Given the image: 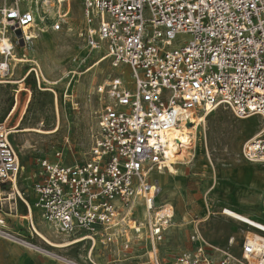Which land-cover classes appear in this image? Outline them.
Instances as JSON below:
<instances>
[{"label":"built area","instance_id":"1","mask_svg":"<svg viewBox=\"0 0 264 264\" xmlns=\"http://www.w3.org/2000/svg\"><path fill=\"white\" fill-rule=\"evenodd\" d=\"M65 1L0 0V80L23 63L24 80L31 74L40 90L51 91L40 88L42 76L28 51L38 33L61 30ZM81 6L85 47L102 52L100 59L117 70L95 91L104 103L88 158L68 165L57 152L56 162L39 160L34 201L18 196L30 232L0 229V239L42 255L33 241L42 240L34 231V208L56 234L89 240L90 251L96 240L105 247L120 244L122 253L143 242L145 264H168L159 245L172 215L151 214L158 186L149 181L166 168L167 133L218 109L241 120L257 116L259 135L246 141L241 155L264 165V0H81ZM10 134L0 123V210L9 198L2 195L16 191L20 173ZM140 205L148 215L142 237V225L132 219ZM261 207L264 214V192ZM190 241L193 248L176 253L169 264H264L261 233H247L236 253L208 244L197 231Z\"/></svg>","mask_w":264,"mask_h":264},{"label":"rangeland","instance_id":"2","mask_svg":"<svg viewBox=\"0 0 264 264\" xmlns=\"http://www.w3.org/2000/svg\"><path fill=\"white\" fill-rule=\"evenodd\" d=\"M56 9L51 8V13ZM61 10L68 11L61 30L38 33L28 51V58L36 63L43 78L44 85L41 78L40 88L52 92L40 90L31 74L24 80L28 66L23 63L16 62L12 74L0 80V123L11 131L9 139L20 164L17 190L27 200L38 178L39 160L56 162L57 152L62 153L60 162L68 165L81 164L88 158L97 112L104 103L95 91L117 73L108 60L100 59L102 52L91 53L85 47L80 35L83 28L81 0L65 1ZM43 15L48 16L44 12ZM21 54L17 49L16 59H21ZM128 78L126 74L125 79ZM18 90L20 92L16 93ZM261 126L260 117L241 120L224 109L200 117L191 141L195 148L175 160L177 164L172 165L175 175L170 173L171 165L166 164L163 171L149 176L152 184L159 183L151 214L168 206L172 215L159 245L160 256L166 263L169 264L176 253L190 248V236L196 231L208 244L234 253L247 233H257L222 215L225 209L264 224L261 207L264 165L249 163L241 155L246 141L253 138ZM8 193L10 191L2 197L7 199ZM1 210L14 215L25 213L18 196L6 202ZM147 216L144 206L135 207L132 219L142 225L138 237L144 235ZM38 226L51 244L63 245L71 240L43 224ZM127 234L135 236L130 231ZM33 241L42 250L73 264H145V258H141L143 242L133 245L130 252L122 253L120 244L105 247L96 240L90 254L89 240L65 248L51 247L36 236ZM29 252L42 257L46 264H64Z\"/></svg>","mask_w":264,"mask_h":264},{"label":"bare ground","instance_id":"3","mask_svg":"<svg viewBox=\"0 0 264 264\" xmlns=\"http://www.w3.org/2000/svg\"><path fill=\"white\" fill-rule=\"evenodd\" d=\"M101 60H103V59H101ZM19 92H20L19 90L16 91V93H19ZM208 115L209 114H205V115H202L199 117L190 118L189 121L184 122L186 124L182 125L181 127H176L167 133L166 139H167V142L169 143V152L167 154L168 161L166 164L171 165L170 173H173V174L175 173V170L172 168V165L177 164V163H175V160H177L179 157H183L186 153H188L189 149L192 147L191 141L195 138L196 122H198V118L200 119V117H206ZM248 118H250V117H248ZM244 119H247V118H244ZM202 121H203V123L205 122L204 120H202ZM187 124H189V125L191 124V125L188 126ZM38 132H41V131H38ZM42 133H43V131H42ZM258 135H259V131L251 139H254ZM208 157H209V155H208ZM158 193H159V188H158ZM15 196L21 197V194L17 190V187H16V191L13 192V194H11V193L9 194L8 199L13 200ZM158 214L160 216L164 215V214H168L169 216H171L170 208H168V206H167V209H164L163 211L159 212ZM222 215H224V216H226V217H228L234 221H237L239 223L247 225L248 227H250L251 229H253L257 233H261L262 239L264 241V224H262L260 222H255L254 220L252 221L248 217H245L244 215L238 214V213L231 211V210H228V209L223 210ZM5 216H6V213L3 212L2 210H0V229L1 230L7 229L5 226V222H4ZM35 233H36V231H35ZM37 236L40 237V235H38V234H37ZM42 240L45 241L46 239L45 240L42 239ZM46 241H45V243L47 245H49L51 247H57V248L69 247L75 243V242H72V243H66L63 245H54V244H51L50 242H48V241L46 242ZM42 255L46 256V257H50V258L58 260V261H61V262L64 261V259L62 257H59V256L54 255L52 253H50V254L48 252L46 253V251H42Z\"/></svg>","mask_w":264,"mask_h":264},{"label":"crops","instance_id":"4","mask_svg":"<svg viewBox=\"0 0 264 264\" xmlns=\"http://www.w3.org/2000/svg\"><path fill=\"white\" fill-rule=\"evenodd\" d=\"M193 148H195V147L192 146L189 150H191ZM191 161H189L188 163H190ZM37 167H38V177H39V175L41 173V169L39 168L38 163H37ZM157 186L159 188L158 182H157ZM8 197H9V194H8ZM8 201H9V199H8ZM33 201H34V196L32 194V190H31L28 202L31 204ZM24 210H25V213H16L15 215L6 213V216L4 217V222H5V226L7 229L9 228L10 230L17 232L19 234H21L20 232H22L21 235L27 236V234L30 232L29 227H28V225H29L28 221L29 220L27 219L28 216H27V211H26L25 207H24ZM31 219L33 222L34 230L36 231V233L38 235H40V237L42 239H44L45 237L37 229V227H39L38 225L43 224V225L47 226L45 223L42 222V219L40 216V211L32 208L31 209ZM67 239H71L70 242H67V243L75 242L74 244H76V243L82 242V241L78 242L74 238H67ZM134 246H135V244H134ZM137 247H139V246H137ZM142 248L144 250V246H142ZM191 248H193V244L190 243L189 249H191ZM189 249H187V250H189ZM92 251H90V254ZM142 252L144 253V251H142ZM0 264H46V262H42V257H40L39 255L31 253V252H29V251H27V250H25L19 246L13 245L12 243H9V242H6V241L0 239Z\"/></svg>","mask_w":264,"mask_h":264},{"label":"water","instance_id":"5","mask_svg":"<svg viewBox=\"0 0 264 264\" xmlns=\"http://www.w3.org/2000/svg\"><path fill=\"white\" fill-rule=\"evenodd\" d=\"M188 126H190L189 124H187Z\"/></svg>","mask_w":264,"mask_h":264}]
</instances>
